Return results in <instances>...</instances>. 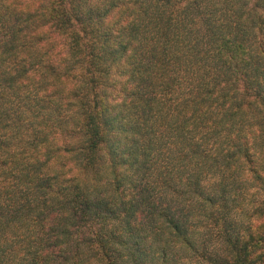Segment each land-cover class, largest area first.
Wrapping results in <instances>:
<instances>
[{
	"label": "trees",
	"instance_id": "trees-1",
	"mask_svg": "<svg viewBox=\"0 0 264 264\" xmlns=\"http://www.w3.org/2000/svg\"><path fill=\"white\" fill-rule=\"evenodd\" d=\"M0 264H264V0H0Z\"/></svg>",
	"mask_w": 264,
	"mask_h": 264
}]
</instances>
